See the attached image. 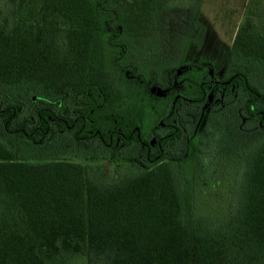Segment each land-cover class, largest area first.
Listing matches in <instances>:
<instances>
[{
  "label": "trees",
  "instance_id": "obj_1",
  "mask_svg": "<svg viewBox=\"0 0 264 264\" xmlns=\"http://www.w3.org/2000/svg\"><path fill=\"white\" fill-rule=\"evenodd\" d=\"M171 1L0 0V264L77 255L104 264H264L263 29L246 22L233 42L241 115L207 110L191 154L186 138L182 151L173 148L181 130L163 153L138 149L147 86H163L185 62L189 40L167 65L157 38ZM96 140L100 153L90 150ZM231 153L227 214L198 216L195 165ZM134 158L143 165L114 178L91 164Z\"/></svg>",
  "mask_w": 264,
  "mask_h": 264
},
{
  "label": "rangeland",
  "instance_id": "obj_2",
  "mask_svg": "<svg viewBox=\"0 0 264 264\" xmlns=\"http://www.w3.org/2000/svg\"><path fill=\"white\" fill-rule=\"evenodd\" d=\"M246 22L264 30V0H172L161 17L157 31V38L165 41L162 46L163 56L166 57L167 53L164 64H173L175 61L172 56L181 53L184 42L189 40L187 50H185V62L209 61L215 66L214 78L221 79L225 72L232 67L229 61L230 50L238 30ZM112 50L114 53L116 48H112ZM129 84L134 85L135 82H129ZM151 91L155 92L153 89ZM151 94L148 92L144 96L145 126L152 125L156 116L165 107L162 99ZM157 95L160 96L161 93L158 92ZM187 112L194 113L200 120L197 124L196 118L185 116L184 122L189 128V132L192 133L196 130L195 125L201 126L203 114L195 110H187ZM191 135L189 154L193 151L196 139L195 134ZM184 144L183 140L178 144L179 147L176 151H182ZM93 146L95 147L90 149L92 153H100V150H97L100 149L97 147L99 146L98 142ZM55 151V142H53L50 149L51 158H54ZM134 152L137 153L135 149ZM232 157V153L220 154L215 156L212 161H205L202 166L199 163L195 165L193 169L194 200L195 212L198 216L217 219L227 214L229 206L233 202L236 178V169L231 163ZM91 164L95 171H101L108 178H114L143 165L142 161L137 158L120 162L101 159L95 160ZM64 264L104 263L90 260L87 256L77 255L70 257Z\"/></svg>",
  "mask_w": 264,
  "mask_h": 264
},
{
  "label": "flooded vegetation",
  "instance_id": "obj_3",
  "mask_svg": "<svg viewBox=\"0 0 264 264\" xmlns=\"http://www.w3.org/2000/svg\"><path fill=\"white\" fill-rule=\"evenodd\" d=\"M231 56L232 47L230 50ZM229 61L232 67L225 72L221 79L214 78L215 66L211 62L197 65L193 61H187L179 65L181 69L178 68L171 73V77L163 86H155L154 84L147 86L148 92L152 93V96L162 99L165 107L156 116L152 125L145 126L144 122V129L146 130L143 132V137L137 129V137L140 140L137 145L141 154L149 156L151 153H163L180 130L182 133L178 136L173 148L178 149V144L185 138L190 145L191 134H195L196 137L201 130V126L197 127L195 125L196 130L192 133L189 132L184 118L190 116L194 119L196 116L191 112L188 113L187 110L199 111L203 114L202 117H204L207 110H210V114L212 111L221 110L230 115L235 111L241 115L244 101V89L241 83L243 76L239 70V65L232 64L231 58ZM152 89L155 92H152ZM159 90L162 92L160 96L157 95ZM52 104L53 102L50 101V107L53 106ZM196 119L198 124L199 117ZM50 120L52 119L50 118ZM201 120L203 122V118ZM88 131V135L93 134L95 136L99 134L98 132L92 133L91 130ZM82 137H86V135L82 134ZM112 141L113 137L110 135L107 144L111 145Z\"/></svg>",
  "mask_w": 264,
  "mask_h": 264
},
{
  "label": "water",
  "instance_id": "obj_4",
  "mask_svg": "<svg viewBox=\"0 0 264 264\" xmlns=\"http://www.w3.org/2000/svg\"><path fill=\"white\" fill-rule=\"evenodd\" d=\"M159 93H161L162 94V92L159 90Z\"/></svg>",
  "mask_w": 264,
  "mask_h": 264
}]
</instances>
